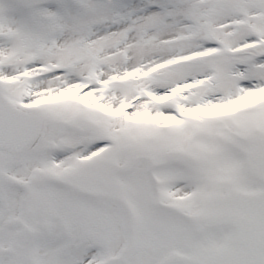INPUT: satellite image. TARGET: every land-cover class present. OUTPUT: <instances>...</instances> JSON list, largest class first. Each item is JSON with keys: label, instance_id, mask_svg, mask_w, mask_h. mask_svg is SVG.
Segmentation results:
<instances>
[{"label": "snow or ice", "instance_id": "1", "mask_svg": "<svg viewBox=\"0 0 264 264\" xmlns=\"http://www.w3.org/2000/svg\"><path fill=\"white\" fill-rule=\"evenodd\" d=\"M0 264H264V0H0Z\"/></svg>", "mask_w": 264, "mask_h": 264}]
</instances>
